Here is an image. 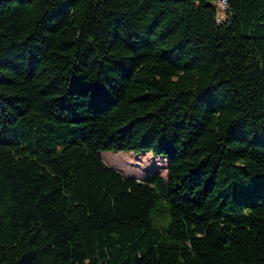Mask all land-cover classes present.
Returning a JSON list of instances; mask_svg holds the SVG:
<instances>
[{
    "label": "trees",
    "instance_id": "1",
    "mask_svg": "<svg viewBox=\"0 0 264 264\" xmlns=\"http://www.w3.org/2000/svg\"><path fill=\"white\" fill-rule=\"evenodd\" d=\"M216 1L0 0V264H264V0Z\"/></svg>",
    "mask_w": 264,
    "mask_h": 264
},
{
    "label": "rangeland",
    "instance_id": "2",
    "mask_svg": "<svg viewBox=\"0 0 264 264\" xmlns=\"http://www.w3.org/2000/svg\"><path fill=\"white\" fill-rule=\"evenodd\" d=\"M219 18L224 17V8L218 6ZM105 162L113 168L121 171L125 176L144 180L153 173H160L167 178V157L156 156L151 151H104L101 153ZM152 221L159 227L167 226L169 214L167 200L163 197L152 214Z\"/></svg>",
    "mask_w": 264,
    "mask_h": 264
},
{
    "label": "built area",
    "instance_id": "3",
    "mask_svg": "<svg viewBox=\"0 0 264 264\" xmlns=\"http://www.w3.org/2000/svg\"><path fill=\"white\" fill-rule=\"evenodd\" d=\"M216 5L217 6H224V10H229L228 0H217Z\"/></svg>",
    "mask_w": 264,
    "mask_h": 264
},
{
    "label": "bare ground",
    "instance_id": "4",
    "mask_svg": "<svg viewBox=\"0 0 264 264\" xmlns=\"http://www.w3.org/2000/svg\"><path fill=\"white\" fill-rule=\"evenodd\" d=\"M224 8V6H222Z\"/></svg>",
    "mask_w": 264,
    "mask_h": 264
}]
</instances>
